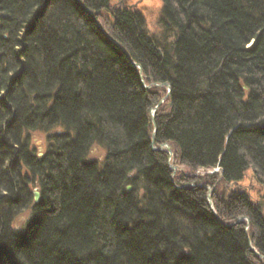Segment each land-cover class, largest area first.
I'll use <instances>...</instances> for the list:
<instances>
[{
  "label": "trees",
  "instance_id": "trees-1",
  "mask_svg": "<svg viewBox=\"0 0 264 264\" xmlns=\"http://www.w3.org/2000/svg\"><path fill=\"white\" fill-rule=\"evenodd\" d=\"M162 4L160 41L110 0H0V264H264V0ZM133 63L171 89L153 123L173 181Z\"/></svg>",
  "mask_w": 264,
  "mask_h": 264
},
{
  "label": "rangeland",
  "instance_id": "rangeland-1",
  "mask_svg": "<svg viewBox=\"0 0 264 264\" xmlns=\"http://www.w3.org/2000/svg\"><path fill=\"white\" fill-rule=\"evenodd\" d=\"M111 1V8H118L121 10H129L134 13H139L142 17V20L144 22V27L145 31L151 36L154 37L155 39H159L160 41L164 39L165 34L163 32H160L162 29V22L160 21L161 18L163 17L162 14V0H110ZM100 26V25H99ZM157 86H151L150 84L147 85L146 83L144 84V87L147 90H150L151 88H154L156 90H159L161 93V96L159 98L160 101V106H166L167 103V98L169 97L170 93L168 94L167 97V92L168 89L166 86H162L159 84H156ZM171 92V91H170ZM64 129L61 128H55L52 129L50 132H38V131H29L24 133L23 137L27 138L30 148L29 150L33 151L34 154L37 156H41L46 149L47 146V137L54 134V133H63ZM105 149L102 148L101 146L93 145L90 148V151L87 156L88 161H94L97 164L101 166L103 162L105 161ZM171 164L176 170L172 173L173 177H176L178 173L181 174H187L188 170L186 168L182 167L179 164H175V160L173 159L171 161ZM210 171L207 170H200L197 172H194L193 176H205L209 175ZM244 180L239 184V187H242V189L245 190V193L248 195V198L253 203H257L258 200H260V197L262 195V187L259 186L258 183H256L253 175L251 174L250 171H246L244 175ZM173 177L170 178L173 181ZM220 177L216 179V181L212 185H201L204 187L209 194V200L212 198V194L214 193L215 190L218 188H221L220 185ZM182 188V187H179ZM229 189H234L233 185L227 186ZM31 193L34 192V190L38 193V189L36 188L35 185H33L32 189H29ZM209 190V191H208ZM207 198V197H206ZM34 199V198H33ZM15 219L14 226L15 229L21 230L24 228L26 222L30 220V210L22 212V214L18 215Z\"/></svg>",
  "mask_w": 264,
  "mask_h": 264
},
{
  "label": "water",
  "instance_id": "water-1",
  "mask_svg": "<svg viewBox=\"0 0 264 264\" xmlns=\"http://www.w3.org/2000/svg\"><path fill=\"white\" fill-rule=\"evenodd\" d=\"M115 46H118L121 50H122V47H120L117 43L115 44ZM135 67H137L136 65H134ZM139 76L141 77V70L139 71ZM153 86H157L156 84L153 83ZM166 88L168 89V92H167V97H168V94L170 93L171 89L169 88L168 85H166ZM152 123H153V116H152ZM154 126H153V132H152V139H151V146L153 147V149L157 150V151H165L167 154H168V157H169V168L171 169L172 173L174 172V170H176V168H174L170 162L171 158H172V153H171V148L168 144H164V145H161L159 148H155L153 145H154V138H155V123H153ZM220 178H222L220 176ZM131 188L130 187H127V190L129 191ZM209 191V190H208ZM210 194V192H209ZM209 194L207 196V200H208V204H209V207H210V210L213 212V204H212V201L209 200ZM33 196H34V202L37 203L40 199V196L37 192H34L33 193ZM241 220H243L242 218L238 219L237 222H241ZM246 221V220H245ZM236 222V223H237ZM252 248V247H251ZM252 250L254 251V249L252 248ZM256 254V253H255ZM261 258V256H260Z\"/></svg>",
  "mask_w": 264,
  "mask_h": 264
},
{
  "label": "bare ground",
  "instance_id": "bare-ground-1",
  "mask_svg": "<svg viewBox=\"0 0 264 264\" xmlns=\"http://www.w3.org/2000/svg\"><path fill=\"white\" fill-rule=\"evenodd\" d=\"M93 16V15H92ZM95 19V18H94ZM95 22L97 23V20L95 19ZM98 24V23H97ZM144 30H145V27H144ZM3 37H5V35H3ZM3 39V38H2ZM118 44L120 47H122L118 42H113V44ZM115 46V45H114ZM134 65H136L135 63H133V67H135ZM14 66V65H13ZM137 66V65H136ZM135 68H137V70H138V76H139V71L141 70V68L140 67H135ZM139 79H141V82H142V85H143V88L145 89V90H147L145 87H144V84H145V81H144V79H143V75H142V70H141V77L139 76ZM151 86H153V83H151L150 84ZM160 107V102L154 107V108H152V110H151V117L152 116H154V114L156 113V111H157V109ZM55 127H58V128H61V127H59V126H55ZM155 129H156V126H155ZM154 146V145H153ZM156 148H159V147H156ZM157 151V150H156ZM161 151V150H160ZM161 152H164L165 153V151H161ZM171 153H172V158H171V160H170V162L174 159L175 160V156H173V152L171 151ZM168 155V154H167ZM42 156V155H41ZM41 156H39L38 155V157H41ZM87 160V159H86ZM168 165H169V158H168ZM173 177V175L171 174V178ZM34 192H36L35 190H34ZM33 192V193H34ZM33 193H32V196H33ZM208 196V193H207V195H206V197ZM33 198H34V196H33ZM211 200V199H210ZM212 201V200H211ZM212 204H213V201H212ZM246 223H247V225H246V229H245V232L246 233H248L247 232V230H248V226H249V223H248V221L246 220ZM252 247V246H251ZM250 247V248H251ZM253 251V250H252ZM261 259H264V257L263 256H261Z\"/></svg>",
  "mask_w": 264,
  "mask_h": 264
}]
</instances>
